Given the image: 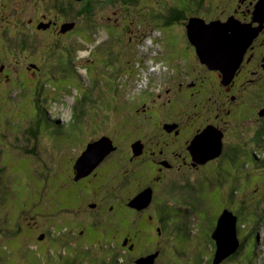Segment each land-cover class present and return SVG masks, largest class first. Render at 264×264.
<instances>
[{
	"label": "rangeland",
	"instance_id": "obj_1",
	"mask_svg": "<svg viewBox=\"0 0 264 264\" xmlns=\"http://www.w3.org/2000/svg\"><path fill=\"white\" fill-rule=\"evenodd\" d=\"M157 1L160 2L163 11L172 6L177 8L178 3L181 2V0H152L155 4ZM230 3L232 5L230 9L226 10L227 7H222L221 9L223 10L218 13V17H225L234 7H236L237 14L247 19H250L251 15H253L251 11H255L259 16L263 15L262 19L264 20V2L262 3L261 0H230ZM0 5L2 7L4 6L2 0H0ZM156 7H158V5L154 6V8ZM257 9L259 10L257 11ZM28 13L34 15L36 21L47 19V22H52V28L49 29L47 26L39 33L36 31L34 34L36 37L25 35L19 30H13L14 35L11 36L12 39H1L0 44L7 49H10L11 47L14 48L12 51L16 55V60L22 58L20 57V53L26 55L23 65L35 61L44 65V67H48L47 71L53 73L54 71L57 72V74L60 75V78H62V80H60L62 82V88H59L60 83L57 82V79H51L49 77L44 84L49 86L52 90L49 89V92L44 90V88L43 90H38L41 79L40 72H37L35 75L30 74L29 71H24L25 74H21L20 72L23 65H18L16 68L9 67V69L10 71L13 70L14 75L17 74L18 70L16 78L20 77L24 83L21 81L12 86H7L5 83L0 82V91L5 89L10 91H8V102H30L33 111H35L39 105L42 109L41 113H43V116L44 114L46 115V113L48 115L50 114V119L54 121L51 125L49 117L46 118L45 116L42 118L43 120L40 119L38 131L33 134L30 141H25L22 138L24 135L22 134V131L25 129V133L28 130L27 127L30 128L31 119H29L30 122H25L27 119H24L23 126L21 125L22 127L17 131L8 130L16 128L21 121L23 112L21 114L20 112L13 113L16 108H19L17 105L12 103L10 107H8L7 104L5 110L10 113L8 120L5 121L0 119V121H4L0 124V173L2 172V176L4 177H14L17 182L16 185H14L15 182L9 180L4 186L0 187V264H135L134 261L136 258H139L138 256H141L143 259L148 258V256L152 254L149 253L150 249L155 246L156 249L158 248L161 250L162 254H160L159 251L157 254L158 258L154 257L152 261L146 259V264L208 263L210 261L209 259H212L214 256V248L216 246L215 241H213L214 239L211 237L212 231L210 234H208V232L214 225L222 208L226 207L225 192L227 188L226 184L223 183L225 177L223 178L222 170H219L218 168L222 154L218 158H215L214 161L211 160V162H209L203 169H191L187 164L183 163V159H177V165L179 168L181 167L179 165L181 163H183L182 166H186L181 172H187L185 174L190 183L197 185L195 187L196 189L192 192L197 196L199 201L198 204H195L196 209L189 208L191 207L189 201L188 203L184 202V198L180 196L182 195L180 190L177 191V196L175 197H171L169 193L165 192L163 186L170 179L175 180V182L182 181L180 178L181 176L179 175L181 172H178V169L172 170V174L169 172V169H166L167 171H165L164 181L162 184L158 185L159 188L156 197L153 200V204L149 209H147V206L144 207V209L142 208V211L140 210V215H136L133 219L127 216L124 218L122 217L123 215H119L118 217L113 216L112 218V214L110 215L112 210L107 208V211H105L103 215L105 218H103L102 222H98V218L88 215L85 208L83 210L86 212L83 210H74L70 212L64 208H68L67 205H74L73 202L69 201L72 192L75 193V196L79 193V196L80 194H84V192L81 191L82 189L86 190L90 185L92 188L96 186L97 182H99L97 181L99 176L93 175L94 171L97 169L100 170L106 165L113 164L114 161L118 162L121 160V157H116V153H113L108 157V161L113 160L112 163L105 162L106 164H99L104 159L102 158L101 161L98 162V164L87 174L80 178H77L76 175L74 177L73 171L77 160L82 154L85 143L91 140L92 137H96L97 133L105 131L106 128L111 129L114 126V121L112 123L106 121L105 123V120L98 119L97 123L95 121L91 126L84 127V134L80 132L72 136L70 139H66L68 134L65 132L67 130H75L74 125L78 124L79 118L77 117V108L80 103H83L82 101L85 100L86 96L90 97L93 95L96 99L97 92L105 83L104 79L106 77L102 75L105 68L102 65L98 66V69L95 72V77L98 76L103 79L99 80L98 85L95 86L93 82L95 77H93V72H91L87 74V77L90 80L88 82L87 78L83 76L82 73L85 67H87V63L93 65L97 62L103 63L104 60L109 57L110 52L111 55H113L114 53H118L119 50H124V54H127V60H130V62H133L134 59H139L142 54L145 53L148 59H145L146 56L144 55L142 63L147 66L152 63V56L155 49L158 53L160 51L165 53L164 46L162 48L163 43L158 40V43L156 42L157 44H154V48H152L150 52L144 45L135 46L136 49L129 52L128 47L126 49L122 48L124 43L128 45L126 42L129 41L127 37L124 39L117 37L109 42V46L107 44L106 48L99 49L97 51V57L91 60L86 56L87 50H85V45L81 44V42L87 44L88 41L84 39L83 36L79 35V30L82 29L86 31L85 27H87V29H91L92 27V29L98 31L103 30L99 27L104 26V24H100L102 22H97L95 20V18H99V12L96 14V17H93L89 13H84L76 18L68 19L75 21L72 23L68 22L71 26L64 32L59 22L60 18L55 12L50 11L46 16L44 14L40 16L31 5L30 0ZM113 13L117 16L116 12H112V14ZM212 14L213 13L210 12L209 16ZM143 16L145 15L142 14V17ZM161 17L162 15H156L154 21H157ZM179 20L180 19H177L172 15L167 16L165 19V23L169 24L167 28L169 30L177 29L179 33H183L184 26L181 24L176 25V22H179ZM154 21L150 22V24L154 23ZM26 22H29V16ZM34 22L35 21H33V23ZM116 23L117 22H115V24ZM253 25L258 26L257 21H253ZM252 29L254 34L260 32L259 28L257 30L256 27L252 26ZM147 31H150V25L134 29L132 31L133 39L131 41L134 43L140 42L141 39L145 37ZM263 36L264 30L262 31V37ZM78 38H80L81 41L78 40ZM90 38H93L90 39V41H92L94 39H102L103 37L92 34V37L90 36ZM17 39L20 41L23 39L28 43L23 46L19 44V47L18 45H12L11 42H18ZM36 40L38 43L35 47ZM183 43L184 39L181 37L180 43L175 42V46L182 49L181 45ZM66 46L69 48H65ZM22 47L25 48L23 49ZM254 47L255 52H253L249 58V60H252L250 63H246L244 69L242 67L243 71L241 69L239 72L240 74L242 71V74L235 77V84L238 82V88L242 85L245 88L247 86H252L254 88L250 90L251 94H255L258 81L261 80L260 77L264 74V69L260 65V63H262V58L260 59V57L264 55V52H261L263 46L255 43ZM70 48H72L73 52L69 50ZM61 50L63 51L61 52ZM251 50L253 49H250L248 52ZM135 51L137 52L135 53ZM2 52L10 62L7 50L4 49ZM147 52H149V56L147 55ZM32 53L36 57L40 56V59L33 58ZM66 55H68V57ZM121 57L123 56L121 55ZM164 57L165 55L161 58L163 59ZM60 59H62V62ZM179 62L183 64L185 71L189 73L190 78L183 70L178 74L177 79L170 76L168 84L160 85L158 83L156 86L155 83L152 86H149L151 83H146V86L153 90L154 97L161 94L163 98H171V105L168 107H171L170 109H173V111L169 110L170 113L175 112L180 114V116L188 114L191 116L189 117L188 122L195 120V118H193L194 115L191 114L195 111L205 112L211 116H216L217 126L220 129L218 130L221 131V133L223 132L221 135L223 143L239 139L237 137L238 135H235V132L237 131L244 132L247 137L253 134V131L256 130V122H258L259 116L264 117V112L259 114L258 117H255L253 121L250 120L243 124H240L237 120L246 114L241 113L242 111H239L238 113L237 110L233 113L235 106L240 104L241 109H243L251 100H253L249 95V90H247L248 93L246 94H242V91L239 93L237 90V92L241 94V97L239 98L238 93L232 94L234 88L227 90V86L221 82V72L217 69H208L202 72L199 81L205 79L206 85H208L210 79H215L218 87L215 93L216 103L214 106H211L210 109L193 107L187 102V91L175 81L186 79L190 84L192 81H195L191 80V76L193 75L192 65L189 63V60ZM74 65L76 66L74 67ZM79 68H82V70L80 71ZM6 69L7 67L4 68V70ZM145 70L146 69H144V71ZM150 70H153V67H150L149 71ZM130 72L134 74L136 69L131 68ZM6 73L9 75V72L6 71ZM150 74L157 77H154V79L162 80L164 79L163 77H166L163 76L162 73L157 72V70L155 73ZM112 75L113 74H111V76ZM116 75L117 74H114V76ZM119 75L120 73L117 76ZM35 81L36 84H31V82ZM84 81L88 82L90 86L89 92L80 95L82 101L81 98L74 99L73 94L75 89H81L84 85ZM121 81L124 82V79H121ZM140 84L142 87L144 86L143 82H140ZM24 85H27V88L29 87L31 92H25V90H23ZM66 87L68 92L63 89ZM120 89H124L123 92L126 93V98H128V86L125 88L124 85H121ZM240 90L241 89H239V91ZM233 95H236V97H233ZM223 97H225L227 101H234L232 103V110L227 108L230 106L228 102H224L222 106V102L224 101ZM105 99L106 98H104V100ZM31 100L37 102L33 104L31 103ZM96 102H99L98 106L102 104V101L98 100V98L96 99ZM160 102H163V100ZM42 104L45 105V108L49 111L44 110ZM88 107L93 109L96 106L88 104ZM158 107L161 108L163 106L158 105ZM262 107H264V104L259 106L258 110L261 109L262 111ZM163 109L165 108L163 107ZM2 110L3 109L0 108V115ZM88 111L91 112L89 109ZM30 114L31 110H29V115ZM253 114L254 112L250 113L251 116H253ZM164 117L165 114L163 112L160 114V118ZM143 118L148 119V116H143L141 119ZM183 128H185L184 124ZM29 144L36 147L35 153L30 154L26 151V146ZM122 146L124 149V145ZM28 157L30 162L26 159ZM257 158L259 159V164L261 161V167L247 162L244 164L250 165L255 169L246 172L242 180V185L245 186L243 183L244 180L247 183L245 191L246 187L249 188V191L243 193V196H247V203L249 202V204L254 200L252 199L254 197L253 193L256 192L254 191V188L258 185V181L259 183H263L261 185L263 190L258 191L264 192V155L258 156ZM27 163H30V166L25 168L24 165L27 166ZM100 165V168L96 167ZM229 165L228 160L222 158V167H224L226 171V166ZM22 168H30L33 170L32 172L30 170L26 172V177L27 179L29 177V180L26 179L24 172H20ZM229 168H231L230 170L233 172V166H230ZM258 168H260L262 173H259ZM43 171L46 174L42 176L41 172ZM141 176L144 177V175ZM221 178L223 179L220 181ZM109 180H111V182ZM109 180L108 181L112 185L114 184V189L118 188L119 184L122 185L118 190V194L122 195L124 200L127 199L128 195L131 196V190L136 189L134 184L138 183L137 179H133V182H119V180H115V177L113 176L109 177ZM214 180L217 184L211 183ZM219 181L221 183H218ZM63 182H66L67 184ZM40 183L43 185L41 184V186ZM9 185H12V188ZM20 186L24 187V193L20 194V190L18 191L20 201H18L19 199L17 201L13 199L15 202H12L6 199V196L9 193L8 190L14 191V198H16V196H18L16 194V189H19ZM25 186H27L26 190ZM92 194L94 198L95 192H92ZM248 195L252 197L249 198ZM23 196H25V198H23ZM107 199L108 196L103 199V201L105 202ZM24 201L25 204H23ZM157 201H161L157 205L158 207H166V209H164V219L166 220L164 224L162 223L163 221L161 222L159 219L156 220L154 218L151 220L148 217L150 212L155 214ZM19 206L20 208L25 206L27 209H20ZM252 207L253 205L251 208ZM94 211L97 212V208ZM94 211L92 210L90 213H93ZM119 212H122L121 209ZM120 217L122 218L120 219ZM108 219L114 220V222H109ZM255 222L256 220H252L250 226L246 223V226L241 227L242 231H249L252 226H255L254 231L258 236L257 241L251 245L254 258L250 262L247 261L248 264H262L264 259V252H262V249H264V243L261 245L259 241V238L261 239V230L260 228L257 229V224ZM85 223H89V225L96 224L94 232L91 231V233L94 234L93 239L88 233L89 226L88 228H85L87 227ZM161 225L162 231L158 234L156 227ZM123 226L126 231L120 230L123 229ZM13 227L18 228L15 229ZM126 237H128V239ZM262 239H264V235ZM209 246L211 248H209ZM68 251H70L71 254ZM90 254H93V256L90 257ZM103 260L105 263H103ZM212 260L214 261V259ZM243 261H241V255L238 254V256L233 255L232 257L225 258L220 264H223V262L224 264H243Z\"/></svg>",
	"mask_w": 264,
	"mask_h": 264
},
{
	"label": "trees",
	"instance_id": "obj_2",
	"mask_svg": "<svg viewBox=\"0 0 264 264\" xmlns=\"http://www.w3.org/2000/svg\"><path fill=\"white\" fill-rule=\"evenodd\" d=\"M11 2L13 5L15 4V0H11ZM188 6H191V8H198L199 12H201L203 16L208 15L210 12L216 15L223 10V9H221L222 7H227V0H181V3L178 4L177 8H183V12L182 11L181 12L176 11L177 10L176 8L172 9L173 10V16H175V18H180L179 22L182 21V18L186 14H188L187 13L188 10H186V8ZM174 13H175V15H174ZM95 19H97V18H95ZM5 23H6V25L4 24V21L2 19H0V37H1L0 40L1 39L4 40L3 38H7V40H8L9 37L12 39L11 36L14 35L13 29H15V28L12 26V23L9 21H5ZM103 24H105V28L108 27V24H106V22ZM85 30H86V34H88L91 37H92V34L97 35V30L92 29V27H91V29H87V27H85ZM81 32L83 33V30H81ZM81 32L79 33V35L82 36ZM29 35L31 37L35 36L33 33H30V32H29ZM126 42L128 43V45H126L124 43L122 48L126 49L128 47L129 52L134 51L136 49L135 46H141V45H144L145 47H147V49L154 48V45H152L150 43L149 35H147L146 37H143L140 42H135V43L132 41H126ZM156 42L157 41H155V43ZM27 43L28 42L24 41L23 39L21 41L18 40V42H14V41L11 42L12 45L13 44L18 45V47H19V44L21 46H23V45H27ZM37 43H38V41L36 40L35 47H36ZM22 48L24 49L25 47H22ZM65 48H69V47L66 46ZM4 49L7 50V54L9 55L10 62H9L8 58L5 57V55L2 52ZM13 49L14 48H12V47L10 49H7L6 47H4L0 44V53H1L0 54V62H6V65H7L6 70H4L2 65L0 67V82L5 83L7 86H12V85L16 84L17 82L22 81V79L20 77H18L19 80H18V78H16L17 74H18V70H17V74L14 75L13 70L10 71L9 67H15L16 68L18 65L22 66L23 65L22 61H24L26 59V55H23L20 53V57H22V58H20V61L17 63L15 61L16 55L12 51ZM69 50L73 52L72 48H70ZM62 51L63 50H61V52ZM136 52L137 51H135V53ZM32 55H33V58H36L38 60L40 59V56L36 57V56H34L33 53H32ZM121 55L123 57H121ZM144 55L146 56V54L143 53L139 59H134L133 62H130V60H127V54H124V50H122V51L119 50L118 53H114L113 55H111V52H110L109 57L104 60L105 69L103 70L102 75L104 77H106L104 79L105 83H104V86H101V89L97 92V96H96V99L98 98V100L102 101V104L98 106L99 102H96L95 96H93V95H91L90 97L86 96L85 100H83V101L81 99V101L83 103H80L79 107L77 108V117L79 118L78 124L74 125L75 130H67L65 132L66 134L69 135V136L67 135L66 139H70L72 136H74L80 132H82V134H84V130H85L84 127L85 126H91V124H94L95 121L97 123L98 119L105 120V123H106V121H112V122L114 121L113 122L114 123V129H115L114 131H117L118 129H120V130H126V131L128 130V131L132 132L133 128H137V126L135 124L139 125L137 118H139L140 116L138 114L139 113L145 114V113H143L141 111V109L137 113H135L134 109L136 107H138V105L135 106V104H133V106H132L131 100L134 97H136V98H138V100L140 102L146 101L147 99L143 98L142 94L151 89V88L146 86V83L152 82L149 86H152L155 83H156V86L158 85V82L155 81V79H154V77L155 78H157V77L155 75H151L150 73H148L149 72L148 67L143 65V63H142V58ZM66 56L68 57V55H66ZM57 59H58V56H57ZM129 59H130V57H129ZM145 59H148V57L146 56ZM12 60H14V61H12ZM60 61L62 62V59H60ZM156 63H157V60L154 62V66H156L155 65ZM39 66H40L41 70L36 69V68L29 69L25 65H23L20 73L25 74L24 71L25 72L29 71L30 74L36 75L37 72L39 73V71H40L41 79H40L38 90H43V88H44V90H46L48 92H49V89L52 90L51 88H49V86H46L44 84V82L49 77L51 79H57V82L60 83L59 88H62V82L60 81V80H62V78H60V75L57 74V72L54 71V73H53L51 71H47L48 67H44V65H42V64H39ZM75 66L76 65H74V67ZM131 68L136 69V72L134 74H132L130 72ZM144 69H146V70L144 71ZM6 71L9 72L8 76H6ZM158 71H159V73H162L163 76H166V77H163L164 79H162V81H160L161 82V83H159L160 85L166 84L167 77H169V74L171 76L176 74L175 73V67H171V69L166 70L163 68V65H162V68ZM119 73H120V75L117 76ZM111 74H113V75L111 76ZM114 74H117V75L114 76ZM260 78H261V80L258 81V85L256 86L257 91L255 90V94H253V93L251 94L250 90L254 89L252 86H247L245 88L242 85L240 87L241 90L238 91L239 93H241V91H242V94H246V93H248L247 90H249V92H250L249 95L254 100V101L251 100L245 108L241 109L240 104H239L238 106H235L233 109L232 103L234 101L233 100L229 101L230 106L227 108H229L231 110L233 109V113H235V111L237 110L238 113H239V111H242L241 113L246 114L244 116H241V118L239 120H237V122L239 121L240 124H243V123L248 122L250 120L253 121L255 119V117L259 116V111H257L258 107L261 106L262 104H264V89H263V87H264V74ZM102 79L103 78L96 76L95 80L93 81L94 85L97 86L98 81L102 80ZM121 79L122 80L124 79V82L121 81ZM157 80H161V79H157ZM140 82H143V84H144L143 87L141 86ZM31 84H33V85L36 84V81L31 82ZM121 85H124L125 88L128 86V91H127L128 98H126L127 97L125 95L126 93L123 92L124 89L123 90L120 89ZM63 89H65L67 91V87L63 88ZM23 90H25V92H28V93L31 92L29 87L27 88V85L26 86L24 85ZM8 91H9L8 89L0 91V108L3 109L1 111L0 119H3L5 121L8 120V116L10 115V113H8L5 110V108L7 107V104H8V107H10V105L12 103H14V105H17V107H19V108H16L13 113L20 112V114H21L23 112V115L21 117V121L18 124V126L16 128H12V129H8V130L17 131L23 126L24 119H27L25 122H30L29 119H31L32 121L30 122V128L27 127L28 130L25 133H24L25 129L22 131V134H24L22 138L25 141H30L33 134H35V132L38 131V128L40 125V119L43 120L42 118L46 116V118L49 117V122L51 125L54 123V121H52L50 119V117H51L50 114L48 115L46 113V115L44 114V116H43V113H41L42 109L40 108L39 105L37 106L36 110L33 111L31 108L30 102H26V103L8 102V96H9V92H10V91L9 92ZM55 93H57V92H55ZM66 94H68V93H66ZM64 96H66V95H64ZM240 97H241V94H239V98ZM104 98H106V99L104 100ZM155 98L156 97H154L153 99H155ZM192 100L193 99H191L189 102L188 101L187 102L190 103L191 105H193ZM36 102L31 100V103H33V104H35ZM223 102H225V101H223ZM226 102H228L227 99H226ZM88 104H90L92 106H96V107H94L93 109L89 108ZM42 106H43L44 110L49 111L45 108V105L42 104ZM127 108H129V114L124 115V113L126 112L125 109H127ZM88 109L91 110V112H89ZM29 110H31L30 115H29ZM252 112H254L253 116L250 115V113H252ZM98 114H100V115H98ZM176 115H178V114H176ZM171 117H176V116H171ZM131 119L132 120L136 119V123H134L135 127H129V125L132 123L130 121ZM3 122L4 121H0V124H2ZM3 127H5V126H3ZM98 128H99V126H98ZM119 133L120 132L118 130V134ZM235 133H236L235 135H238L237 137L239 139L232 140V141H229L228 143L223 144V149L221 152L222 155H221L220 160H219L220 164H219L218 168H219V170H222L223 178L225 177L223 183L226 184V188H227L226 192H225V194H226V198H225L226 207L227 208H233V210L235 211V214L238 217V223H239L238 228H239V233H240V239L242 238L239 249H243V251H242V253H243L242 258L244 260L243 264H248L247 261L250 262L254 258L253 250L251 249V245H252V243H255L257 241L258 237L256 234H251L250 231H244V230L242 231L241 224L243 227L246 226V223L248 224V226H250V223L252 222V220H256L255 223L257 224V229L262 228L261 222H264V192L258 191V190H263V188H261V185L263 183L262 182L259 183V181H258V183H257L258 185L254 188V191H256L255 193H253L254 197L252 199H254V200L251 204H249V202L247 203V196L246 197L243 196V193H246V191H249V188L246 187V191H245V186L247 183L244 180L243 183L245 184V186L242 185V180H243L246 172L251 171V170H255L250 165H244V164H246V162H247V163L255 164V165L259 166V163H258L259 159L257 157L264 155V117L259 116L258 122H256V130L253 131V134L250 135L249 137H247V135L242 131L241 132L237 131ZM35 150H36V147L31 145V144L26 146V151L29 152L30 154L35 153ZM222 158H226L228 160V163L230 164L229 166H226L227 171L225 170L224 167H222ZM26 159L30 162L29 157ZM260 164H261V161H260ZM29 166H30V163L29 164L27 163V166L24 165L25 168L29 167ZM230 166H233V172L230 170L231 169V168H229ZM28 170H30L31 172L33 171L30 168H28V169L22 168L20 170V172L21 171L24 172V175L26 177V172ZM74 172H75V170H74ZM178 172H181V171L178 170ZM185 173H187V172H181L179 174L181 176L180 177L182 180L181 182L180 181L175 182V180H171V182L165 184L164 189H165V192H167L171 195V197L177 196V191L180 190L182 192L181 193L182 195H180V196L182 198H184V202L188 203V201H189V204L191 206L189 208L190 209L191 208L196 209L195 204H198L199 201L197 199V196H195L192 192L196 189L195 187L197 185L190 183V181L186 177ZM259 173H261V172H259ZM41 174L43 176L46 173L43 171V172H41ZM2 175H3V173L1 172L0 173V187L4 186L9 180H11V182L14 181L15 182L14 185H16L17 182H16L14 177H12V176L4 177ZM1 176H2V178H1ZM74 177H75V175H74ZM223 178H221L220 181ZM26 179H27V177H26ZM27 180H29V177ZM108 180L109 179L107 177H104V176L100 177L99 182H97L95 187L92 188L90 185L86 190L82 189L81 191L84 192V194H80L79 196H78L79 193L75 196V193L72 192L70 195L69 201L73 202L74 205H72V206L67 205L68 208H66V207H64V208L66 210H69L70 212L74 211V210H83L84 208L88 207V202L91 201V199H92V198H90V195L92 192H95L94 198L96 201H97V198L99 201H103V199H105L107 197V194H108V192H106V191H109L110 189H112L114 191V193L115 194L117 193V195H118L117 197L114 195V198L115 199L119 198L117 200L119 202H122V200H124L123 199L124 197L122 195L118 194V190L120 189V187H122V185L120 184L118 186V188L114 189V184L112 185L110 183L111 181L109 182ZM220 181L218 183H221ZM66 182H63V183L67 184ZM211 183L217 184L215 182V180L212 181ZM41 184L42 183H40V185ZM10 187L12 188V185ZM26 188H27V186H25V190H26ZM90 188H92V189H90ZM16 190H17L16 191L17 195H18L19 190H20V194L24 193V187H22V186H20L19 189H16ZM8 192L9 193L6 196V199H8L9 201H12V202L17 201L18 199H19L18 201H20L19 195L16 196V198H14L15 197L14 191L8 190ZM87 192H89V193H87ZM87 194H89V195H87ZM77 196H78V200H77ZM248 197L251 198L252 196L248 195ZM23 198H25V196H23ZM13 199L15 201H13ZM107 200H110V199H107ZM118 201H117L116 205H118V208H119L120 203ZM23 204H25V201L23 202ZM105 205H107L106 201H105ZM252 205H253V207L251 208ZM19 208H20V206H19ZM107 208L108 207L106 206V209ZM20 209H27V208L25 206H22ZM106 209H104V210H106ZM120 209L122 212H119V213H117V212L113 213L112 212L111 213L112 218H113V216L118 217L119 215H123L122 217H124V218L126 216L130 217V214L132 212L128 209L126 204L124 206H121ZM164 209H166V207L161 208L163 215L165 214ZM98 211L99 210H97V212ZM84 212H86V211H84ZM96 215L97 216L95 218H98V220H99L98 222H100V221L102 222L103 218H105L99 212ZM122 217H120V219ZM130 218L132 219V216ZM108 220H109V222H114V220H110V219H108ZM214 224H216V222ZM85 225L87 226L85 228H88V226H89L88 233L91 236V238L93 239L94 234L91 233V231L94 232V228H95L96 224L89 225V223H85ZM252 227L254 229L255 226H252ZM13 228L17 229L18 227H13ZM120 230L126 231L124 226H123V229H120ZM152 248L150 249V252L153 251V249H156V246L153 249ZM209 248H211V247L209 246ZM239 249L236 251V253H234V256H238V254L240 255ZM68 252L71 254L70 251H68ZM160 254H162L161 250H160ZM92 256H93V254H90V257H92ZM212 259H214V256ZM212 259L210 258L209 259L210 261L206 264H213ZM103 263H105L104 260H103ZM115 263H116V261H115ZM134 263H135V261H134ZM262 264H264V259H263Z\"/></svg>",
	"mask_w": 264,
	"mask_h": 264
},
{
	"label": "flooded vegetation",
	"instance_id": "obj_3",
	"mask_svg": "<svg viewBox=\"0 0 264 264\" xmlns=\"http://www.w3.org/2000/svg\"><path fill=\"white\" fill-rule=\"evenodd\" d=\"M230 0H227V9H230L231 7ZM55 9L60 8L59 6L55 5ZM173 8H170V14L173 16ZM178 12H183V8H176ZM175 10V9H174ZM186 10H188V14H186L183 18L181 24L184 26V32L179 33L177 30L171 33L170 35H163L162 33L160 37L161 42H167V47L164 49L165 51V57L167 64L169 65V69L171 67H175V73L173 75L174 78L177 79L178 74L181 73L183 70L185 71V67L183 64L179 61H186L189 60V63L192 65L193 75L191 76L192 81L191 84L186 79L181 80H175L177 81L178 85L182 86L186 91L187 101L189 102L192 100V106L196 108H205L210 109L211 106H214L216 103V89H218L216 81L214 78L210 79L209 84L206 85V80H200L202 76V72L205 70H208V67L203 64L199 57L197 56L194 46L189 42L185 30V24L186 20L189 16H200L206 19L207 22H210L212 20H226L228 17H233L236 20H239L240 22H243L245 24H251L253 27H257L253 25V17L254 14L251 15L250 19H247L239 14H237L236 7L232 9L230 13H228L225 17L217 16L218 14H212L211 16L208 15H202V13H199L198 8H191L187 7ZM253 13V11H251ZM182 14V13H181ZM175 15V13H174ZM175 17V16H173ZM180 19V18H177ZM257 25L260 26V32L256 35L254 38L252 44L250 47L246 50L244 59L237 69L236 73L234 74L233 78L230 79L228 82H225L224 84L227 86V90H231L232 94L238 93L240 87L238 88V82L235 84V77L237 75H241L243 69L245 68L246 63H250L249 60L250 56L255 52V43L261 44L263 46L262 51L264 52V36L262 37V31L264 30V20L259 24L257 21ZM181 37L184 39V43L181 45L182 49H179V47L175 46V42H179L181 40ZM168 38V39H167ZM167 39V40H166ZM250 49V52H248ZM177 50V51H176ZM193 56V57H192ZM262 58V63H260L261 67L264 69V55L260 57ZM178 60V61H177ZM243 67V69H242ZM182 69V70H181ZM242 69L241 73L239 74L240 70ZM186 75L190 78V75L188 72H186ZM167 77L166 83H169L168 80L170 79ZM222 82V81H221ZM242 85V84H241ZM239 94V93H238ZM143 98H146L147 100L144 102H140L138 98L134 97L131 100V104H135L136 107L135 113H137L140 109L145 114H138L140 117L137 118L138 124H135L137 128H133L132 132L126 131V130H118L114 131V126L110 128H106L105 131L99 132L96 134V137H92L91 141H95L99 139L101 136L106 135L109 136L111 139L114 148L110 153H108L104 159L99 163H107V162H113V160L108 161V157H110L113 153H116V157H121L120 161H114L113 164L106 165L100 170L94 171L93 175H98L99 179L100 177L104 176L109 179V177L113 176L115 177V180H119V182H127V181H134L133 179H137L138 183L134 184L136 189H132L130 193L131 196H127L126 200H122V202H119L117 199L114 198V195L117 197V193L115 194L112 189H110L107 196L108 199L106 201V204L108 205V209L112 210V212L119 213L121 206H126L128 209L132 212L130 214V217L132 216V219L136 217V215H140V209L131 206L130 201L134 198L139 196L142 193L150 192L151 199L147 203V209L153 204V200L156 197L157 190L159 188L158 185L162 184L165 178V171L166 169H169V172L172 174V170H179L182 171L186 166H182L183 163L187 164L189 168L191 169H203L205 166L211 162V159L206 161L205 163H200L195 160L193 157V154L191 152V149L193 148L192 141L194 137L201 132L206 126L212 125L215 128L219 129L217 126V118L216 116H211L208 113L205 112H192L191 114L194 115L193 118L195 120H191V122H188L189 116L186 114L185 116H180L178 113H170V111H173V109H170L171 107H168L171 105V98H163L161 94L159 96H156L155 99L153 96V92L151 90H148L147 92L142 94ZM233 97H236V95H233ZM224 98V101L226 102V98ZM163 102H160L162 101ZM231 101V100H230ZM167 102V103H166ZM222 102V106H223ZM229 103V101H228ZM158 105L163 107H158ZM263 105V104H262ZM264 108V107H262ZM123 110V109H122ZM126 112L124 115L129 114V108L125 109ZM164 110V111H163ZM170 110V111H169ZM259 111V114H262L264 112L263 110H257ZM164 112L165 117L160 118V114ZM190 112V111H189ZM178 114V115H176ZM143 116L147 117L141 119ZM176 116V117H171ZM132 123L129 125V127H135L134 123H136V119L130 120ZM112 123V121H110ZM183 124L185 125V128H183ZM220 130V129H219ZM118 134V135H117ZM223 134V132H222ZM88 140V139H87ZM88 142V141H87ZM224 144V143H223ZM222 144V149H223ZM124 145V149L122 148ZM83 151V150H82ZM221 155V154H220ZM219 157V156H218ZM216 157V158H218ZM183 159V163L179 164L181 167L177 165V159ZM105 163V164H106ZM98 164V163H97ZM109 164V163H108ZM97 168H100V166H96ZM175 167V168H173ZM74 172V171H73ZM75 175V172H74ZM92 175V176H93ZM141 175H144L142 177ZM146 176V177H145ZM97 179V181H99ZM172 179L167 181V183L171 182ZM111 181V180H109ZM166 183V184H167ZM120 185V184H119ZM158 186V187H157ZM165 187V184L164 186ZM91 193L90 198L91 201L88 202V207L85 209L87 210V214L91 215L92 217H96L98 212L103 216L105 211H107L105 202L95 200ZM117 201L120 203L119 208L118 205H116ZM161 201L156 202V206ZM101 206V207H100ZM145 206V207H146ZM97 208L99 210L98 212L94 211ZM106 209V210H104ZM144 209V207H143ZM155 214L149 213L148 217L149 219L153 220L154 218L157 220L159 219L163 224L166 221L164 219L165 214H162L161 207L157 208L155 207ZM223 209V208H222ZM94 211L93 213H90V211ZM142 211V210H141ZM110 212V215L111 213ZM139 213V214H138ZM220 214V213H219ZM219 216V215H218ZM217 220V219H216ZM215 220V222H216ZM215 225V224H214ZM214 225L210 228V232L214 231ZM162 225L156 227V231L158 234L161 233ZM211 232V235H212ZM128 239V237H126ZM125 243V242H124ZM160 251V249H153V251L149 253H154L155 251ZM242 251L243 249H239V253L241 255V261H242ZM233 256V255H232ZM230 256V257H232ZM141 257V256H138ZM158 258V257H156ZM224 264V262H223Z\"/></svg>",
	"mask_w": 264,
	"mask_h": 264
},
{
	"label": "water",
	"instance_id": "obj_4",
	"mask_svg": "<svg viewBox=\"0 0 264 264\" xmlns=\"http://www.w3.org/2000/svg\"><path fill=\"white\" fill-rule=\"evenodd\" d=\"M261 2L263 3L264 0ZM257 18L260 20L258 16ZM188 28L189 38L196 46L201 61L210 68L222 70L226 79L243 60L244 52L254 34L253 29L247 24L230 21V19L226 22L205 23L200 18H193L188 23ZM221 135L222 133L215 127L207 126L194 137L191 152L197 162L205 163L221 154ZM113 148L107 136H102L99 140L89 143L76 162V177L80 178L87 174ZM150 199L148 191L134 197L130 201V205L140 209L145 207ZM212 237L216 242L213 264H219L234 253L239 246L236 234V216L232 211L225 209L221 213ZM158 252L155 251L146 259L152 261L154 257H157ZM146 259L139 257L135 260V264H146Z\"/></svg>",
	"mask_w": 264,
	"mask_h": 264
},
{
	"label": "bare ground",
	"instance_id": "obj_5",
	"mask_svg": "<svg viewBox=\"0 0 264 264\" xmlns=\"http://www.w3.org/2000/svg\"><path fill=\"white\" fill-rule=\"evenodd\" d=\"M231 56V55H230Z\"/></svg>",
	"mask_w": 264,
	"mask_h": 264
}]
</instances>
